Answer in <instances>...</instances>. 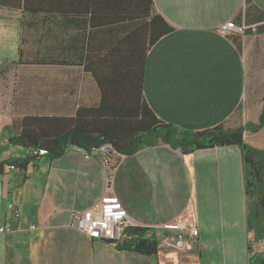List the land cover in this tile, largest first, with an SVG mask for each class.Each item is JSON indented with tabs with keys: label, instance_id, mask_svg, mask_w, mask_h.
<instances>
[{
	"label": "crops",
	"instance_id": "obj_1",
	"mask_svg": "<svg viewBox=\"0 0 264 264\" xmlns=\"http://www.w3.org/2000/svg\"><path fill=\"white\" fill-rule=\"evenodd\" d=\"M143 3L0 0V163L31 156L29 140L80 109L128 124L139 90L157 118L188 130L257 120L264 30L254 29L264 25V0H153L173 31L151 45ZM232 20L251 30L223 36L219 27ZM257 133L244 139L264 148ZM96 142L87 136L88 149L68 145L60 157L0 174V226L11 229L0 232V264H250L237 146L184 154L134 141L121 154ZM103 195L118 196L130 226L155 236L173 235L162 225L193 205L192 251L165 244L150 256L73 229L71 212L98 207Z\"/></svg>",
	"mask_w": 264,
	"mask_h": 264
},
{
	"label": "trees",
	"instance_id": "obj_2",
	"mask_svg": "<svg viewBox=\"0 0 264 264\" xmlns=\"http://www.w3.org/2000/svg\"><path fill=\"white\" fill-rule=\"evenodd\" d=\"M143 2L141 16L149 33L148 40L151 45L161 36L173 31V28L156 12L153 0H143ZM244 26L243 33L251 30L250 26ZM254 30L263 31L264 25L256 26ZM90 111L93 112L91 109H80L76 117L57 119L55 133H44L37 142L29 140L27 145L32 148V151L38 148L45 149L46 155L51 158L60 157L68 145L90 148L83 143L87 136L97 141L92 147L106 143L121 154H124L125 148L134 141H137L140 146L167 143L171 148L178 149L184 154L213 146H237L241 153L246 194L249 262L250 264H264V253L254 251L252 248L253 242L264 241V148L252 145L244 139L245 132L257 133L264 127V96L257 120L247 121L236 128H226L221 124H215L202 130H188L169 124L156 117L154 110L145 101L140 90L135 114L130 116L128 124L122 120L109 122L105 118H97L98 116L92 115ZM25 136L27 138V135ZM14 141L23 142L19 138H15ZM36 157L31 152V156L19 158L10 163L25 167ZM2 165L0 163V168ZM156 241L155 236L148 233V229L134 226L125 227L123 237L116 240L121 246L131 247L138 253L150 256H155L159 251Z\"/></svg>",
	"mask_w": 264,
	"mask_h": 264
},
{
	"label": "built area",
	"instance_id": "obj_3",
	"mask_svg": "<svg viewBox=\"0 0 264 264\" xmlns=\"http://www.w3.org/2000/svg\"><path fill=\"white\" fill-rule=\"evenodd\" d=\"M245 26H237L234 21H229L219 27V32L223 36H230L233 33L243 32ZM33 155L40 156L46 155L47 151L43 148L34 149ZM109 160H104L108 163ZM17 165L7 162L0 168V174L6 170H14ZM1 186V182H0ZM14 217L20 216V211L13 207V204L7 205ZM194 206L188 207L187 216H179L171 222H166L162 227L166 230H173V235L161 234L155 236L156 243L159 248L161 245H171L182 252L183 256H187L193 247V242L196 241L197 235V217L194 211ZM69 225L76 230L88 234L91 238H103L105 240L116 241L123 237L125 227L130 226L127 211L116 195L102 196L98 207L92 209H84L82 211L71 212V222ZM9 226L1 225L0 232L10 231ZM264 241L258 243L253 242V250H258L264 253L262 245Z\"/></svg>",
	"mask_w": 264,
	"mask_h": 264
},
{
	"label": "rangeland",
	"instance_id": "obj_4",
	"mask_svg": "<svg viewBox=\"0 0 264 264\" xmlns=\"http://www.w3.org/2000/svg\"><path fill=\"white\" fill-rule=\"evenodd\" d=\"M255 137H253V138H260V137H263L264 138V131L262 130L260 133H257L256 135H254ZM260 144H263V143H261L260 142ZM264 145V144H263ZM262 248H264V244L262 245Z\"/></svg>",
	"mask_w": 264,
	"mask_h": 264
}]
</instances>
